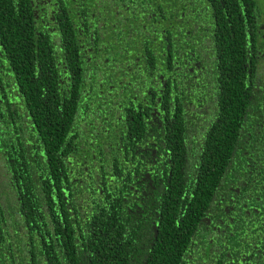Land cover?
Segmentation results:
<instances>
[{
	"label": "trees",
	"instance_id": "obj_1",
	"mask_svg": "<svg viewBox=\"0 0 264 264\" xmlns=\"http://www.w3.org/2000/svg\"><path fill=\"white\" fill-rule=\"evenodd\" d=\"M85 1L91 16L54 27L62 63L29 8L0 9L22 100L0 264H264L258 23L234 6L197 32L193 0ZM212 206L222 221L202 220Z\"/></svg>",
	"mask_w": 264,
	"mask_h": 264
},
{
	"label": "flooded vegetation",
	"instance_id": "obj_2",
	"mask_svg": "<svg viewBox=\"0 0 264 264\" xmlns=\"http://www.w3.org/2000/svg\"><path fill=\"white\" fill-rule=\"evenodd\" d=\"M16 9L20 12H27V9L31 10L33 20H29L25 23L26 29L32 27L35 30V40L36 44L39 37H49L51 48L54 50L52 52L55 55V63H62L64 54L66 55V41L62 40V34L57 31L54 33L55 25L60 27L62 24H67V22L73 23L78 22L82 13L91 16L88 10V4L85 0H13ZM195 5L190 8V11L194 14V20L192 22V27L195 31L204 25V19L201 15L207 18L218 19L219 14H228L229 9H234L235 7L243 8L244 14L248 18L254 19V22L258 23V34L263 36L259 40V45L257 48V53H253L252 50V39H251V29L249 35V51L250 54L256 57L257 60V79L255 80V88L260 89L261 80L264 81V0H221L220 4L225 2L229 3L230 6L227 7L226 4L219 5L214 2V0H193ZM10 3L9 0H0V9L5 4ZM253 5V6H252ZM101 6L98 4V7ZM102 7H105L102 5ZM18 12V13H20ZM2 17V10H0ZM25 18V17H23ZM5 25V21L2 22V26ZM213 42L215 38L209 37ZM195 45L199 52V56L206 57L209 53L205 47V41L198 40L195 41ZM220 48V47H219ZM221 50V48H220ZM38 60V59H36ZM14 57L12 49L4 43L1 37L0 31V174L3 168L10 165L9 154L11 153L12 143H13V130L11 114L13 111L14 103H21L20 100V90L15 87L14 80H20V68L13 67ZM39 69L36 65L35 69ZM260 84V85H259ZM24 107V106H22ZM155 180V178H153ZM159 183H162L159 181ZM219 203V202H218ZM216 207V206H215ZM215 207H211L206 215L203 217V221L207 216L213 222H220V212L216 210Z\"/></svg>",
	"mask_w": 264,
	"mask_h": 264
},
{
	"label": "rangeland",
	"instance_id": "obj_3",
	"mask_svg": "<svg viewBox=\"0 0 264 264\" xmlns=\"http://www.w3.org/2000/svg\"><path fill=\"white\" fill-rule=\"evenodd\" d=\"M262 64H264V62Z\"/></svg>",
	"mask_w": 264,
	"mask_h": 264
}]
</instances>
